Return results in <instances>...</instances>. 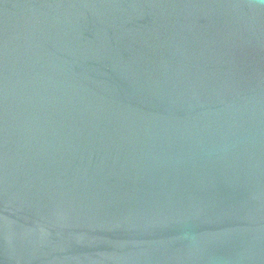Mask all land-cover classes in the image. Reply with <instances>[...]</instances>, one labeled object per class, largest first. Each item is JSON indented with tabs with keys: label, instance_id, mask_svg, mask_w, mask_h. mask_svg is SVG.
<instances>
[{
	"label": "water",
	"instance_id": "obj_1",
	"mask_svg": "<svg viewBox=\"0 0 264 264\" xmlns=\"http://www.w3.org/2000/svg\"><path fill=\"white\" fill-rule=\"evenodd\" d=\"M0 264H264V3L0 0Z\"/></svg>",
	"mask_w": 264,
	"mask_h": 264
},
{
	"label": "snow or ice",
	"instance_id": "obj_2",
	"mask_svg": "<svg viewBox=\"0 0 264 264\" xmlns=\"http://www.w3.org/2000/svg\"><path fill=\"white\" fill-rule=\"evenodd\" d=\"M262 3H264V0H261Z\"/></svg>",
	"mask_w": 264,
	"mask_h": 264
}]
</instances>
